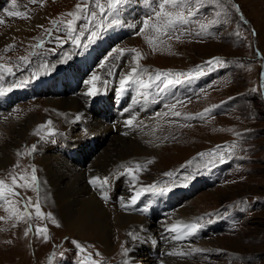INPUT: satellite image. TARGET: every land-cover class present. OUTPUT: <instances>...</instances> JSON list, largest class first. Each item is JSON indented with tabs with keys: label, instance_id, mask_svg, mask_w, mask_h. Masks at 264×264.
Masks as SVG:
<instances>
[{
	"label": "rangeland",
	"instance_id": "1",
	"mask_svg": "<svg viewBox=\"0 0 264 264\" xmlns=\"http://www.w3.org/2000/svg\"><path fill=\"white\" fill-rule=\"evenodd\" d=\"M263 1L182 0L178 10L189 22L177 24L170 30L172 38L163 37L165 43L154 50L146 39L152 34V29H146L144 24L146 21L155 22L154 13L159 10L160 0H126L118 11L111 14L107 11L101 13L96 6L99 2L107 9L108 0H37L36 3L32 0H0V21H3L0 23V66L12 70L7 72L0 68V125L4 128L0 129L4 139L1 145L16 142V132L6 125L27 108L25 114L31 113L30 119L34 117L31 121L29 119L30 128L37 124L47 125L50 118L53 121L50 128L45 127L39 135L36 131L33 143L29 144L26 138L22 140L21 149H31L43 142L45 146L40 156L46 152H58L64 158L72 155L74 163L84 166L104 153L114 154L115 139L112 137L104 139L87 133L82 144L75 147L76 142L72 139H60L56 134L57 130L64 133L71 125L78 126L80 135L87 132L83 120L74 118L67 123L66 119L74 115L72 96L84 95L83 90L88 89L87 81L92 79L90 71L97 66L99 80L94 83L98 92L89 103L97 118L116 125L113 123L121 117L131 130L125 136L138 139L144 145L153 141L150 134L156 128L153 122L170 121L175 112L180 113L177 117L181 123L190 125L191 129L189 142L180 143L173 156L157 162L159 166L157 163L153 165L157 159H152L148 165L150 169L135 171V180L128 173L127 163L118 166L109 176L116 173L119 176L110 178L114 183L109 181L103 188L109 196L106 202L115 205L114 195L129 186L131 180L150 182V186L155 185L163 191L145 193L137 203L139 217L157 228L172 220L200 225L194 234H186L182 239L185 240L181 251L184 255H173L172 262L159 264H264ZM77 4H87L88 9L76 19V31L70 32L66 21L73 17L67 14L75 13ZM13 11L25 12L29 18L8 15ZM190 11L195 14L189 15ZM90 12H95L96 17L93 18ZM113 20L118 22L113 23ZM53 21L65 23L53 24ZM19 25H31L32 29L40 27L39 33L32 36L31 31L27 34L14 32ZM92 32L96 33L95 37ZM26 36L29 40L23 41ZM132 49L141 53L138 65ZM25 57L26 60L22 59ZM216 57L223 63L206 64ZM197 66L202 67L204 74L193 73L192 77L175 75L192 72ZM134 67L137 68L136 75L150 86L130 84L124 89V96L139 91L146 98L144 110L135 108L131 111L129 98L122 105L115 103L111 93ZM40 68L45 70L40 72ZM157 71L173 75H161L157 81ZM168 79H178L180 83H173L161 91ZM62 98H67L68 102H52ZM40 108L45 109L44 116L35 112ZM206 109L210 111L206 112ZM130 120L131 125L128 123ZM214 122L215 130L219 132L210 134ZM50 130L55 134L48 135ZM120 135L124 136V133ZM161 141H153L158 146L155 152L164 144ZM125 149L128 153L132 147ZM209 153L216 155L210 156ZM21 161V167L13 164L3 167L0 179L11 183V176L22 170L31 180L30 173L23 168L27 164L26 159L23 157ZM117 179L120 180L117 181L120 188L114 189ZM160 193L170 195L163 206L155 203L160 199ZM49 207L53 209L52 205ZM17 208L25 211L24 205ZM26 211L30 212V207ZM5 216L6 212L1 207L0 217H4L0 219L1 226H4ZM28 217L25 215L24 220L12 217L11 220L14 228L17 227L15 234L27 241L26 251L29 243L25 228ZM57 222L52 224V228L60 231L58 237L68 238V246L58 249V255L52 259L54 264H85L84 258L88 253L97 264H105L101 259L104 251L100 245L88 243L75 234L72 236L71 232L61 229L59 220ZM9 231L15 230L10 227ZM53 232H48L49 238L54 236ZM77 243L86 251L82 253ZM157 246V240H151L144 251L146 257L152 254L158 262L162 258L156 251ZM26 253L29 259L26 258V264H30V259L35 263L36 259L29 257L28 251ZM120 264H126L124 257Z\"/></svg>",
	"mask_w": 264,
	"mask_h": 264
},
{
	"label": "bare ground",
	"instance_id": "2",
	"mask_svg": "<svg viewBox=\"0 0 264 264\" xmlns=\"http://www.w3.org/2000/svg\"><path fill=\"white\" fill-rule=\"evenodd\" d=\"M262 3L264 4V1ZM30 26L31 25H19L16 30H12L14 32L20 31L23 34H27L29 31H31L32 34H30L32 36H35V34L37 35L39 33L38 31L40 27L32 29ZM28 40L29 39L26 36V39L23 41ZM44 68H40L39 71L41 72L45 70ZM98 74L99 72L97 71L96 66L90 71L89 75L93 77L94 75L97 76ZM118 84L119 87L116 90L114 89L111 91L115 97V103H120L122 105L125 101H127V98H129L131 104L129 109L131 111L135 108L144 110V107L147 104L146 98L141 96L139 91H135L130 96L125 97L124 90H121L120 87V81ZM129 85H127L125 88L129 87ZM91 87L92 85L90 84L86 86L88 89L83 90V96H72L73 100H71V103L73 104L74 115L69 116L66 119L67 123L71 122L70 119L74 118L83 120L87 132L80 135L79 132H77L78 126L71 125L66 129V131H64V133L61 134L60 131L57 130L56 134L58 133L57 136L60 139L61 137L67 138L68 141L72 139L74 143L76 142L75 147H79L82 144L84 141V136L87 133H90L94 136H103L104 139L107 137H112L115 139L113 146V150H115L114 154L101 153V156L96 158L88 165L84 166L80 163H74L72 155H69L71 158H64L58 152H46L40 156L39 153L45 146L43 145V142H41L36 144V150L32 152L31 155H18L19 153H27L29 150H31L28 147L21 149L19 145L25 138L28 140L29 144L33 143L36 139L35 133L40 128V125L38 124V126L36 125L34 128H30L31 124H29V115L31 113L29 115L25 114L27 113V108L21 114H17V116L13 117L12 121L6 125L13 127V130L16 132V142L7 146L1 145V143H4V139L3 135L0 134V170L3 169V167L5 168L7 165L9 166L11 164L21 167V165H23L21 161L23 157L27 161V164H24L23 166L25 171H28V173L31 175L33 166L35 168V175L37 177L36 184L32 187H16L15 191L19 195L9 196V199L17 202L16 207H21L22 205H25V203L29 201L31 202L29 207L30 213L32 215L28 217L25 228L27 230L28 236L26 237L27 240H29L27 251L29 257L35 258L36 262H33L34 259H30L31 262H29L30 264H54L52 259L59 252L58 249L62 247L67 248L68 238L58 237L60 236V231L57 230V228H52V224L58 223L57 221L59 220L62 224V230L71 232L72 236L75 234L79 237V239L85 240L88 243L90 242L100 245L101 250L104 251V255L101 256V259L105 261V264H120L123 257L125 258L126 264H159L160 262L170 263L172 262L171 257L173 256L171 253L181 252L184 249L185 240L183 241L182 239H185L187 235L186 232L173 233L170 232L169 229L173 225H184L189 223H178L177 220H172L169 223L162 224L161 228H157L151 226L149 221L147 222L144 218L138 216L137 203L148 191L145 192L134 205L131 203L132 197L135 195L136 191H139L141 187L147 188L150 186V182L147 184L146 182L138 183L137 181H129V186L123 187V189L118 192V194L114 195L116 199L115 205L106 202L104 196L106 194L107 199L109 196L108 192L103 191V188L108 186L107 183L109 181H112L110 178L113 177V179H115L114 177L119 176V173H116L112 177L109 175L115 173V170L119 168L118 166H122L124 163H127L129 167L139 164L141 165L140 169L147 170L150 169L148 165L152 163V159H157V161L153 164L155 165L160 160L173 156L176 153V148H179L180 143L182 144L184 142H189V133L191 131L190 125L181 123V119H179L176 115H173L174 118L170 121L155 120L153 125H155L156 128L153 129L152 133H150L152 134V140H162L164 142V144L160 146V149L155 152V147L157 148L158 146L155 145L153 141H149L144 145L138 139H129L125 136L131 130L128 126H125L126 122H124L121 117L116 119V122L113 123L116 125H110L105 123L104 120L97 118V116L91 112L89 103H91L95 98V96L87 95ZM66 101L67 98H62L59 100L56 99L52 102L62 103ZM139 102L141 105H139ZM35 112L39 116L45 115L44 108H40L37 111L35 110ZM32 119H30V121ZM50 120H52V118H50ZM217 127L220 128V125H217ZM0 129L4 128L0 125ZM210 129H212L210 130V134H216L219 132L215 130V122L212 123ZM119 132L124 133V136L120 135ZM128 147H132V149L128 153H125V148ZM143 153L148 154V156H143ZM130 156L134 157L131 158ZM157 165L159 166L158 163ZM21 175L26 177L25 172L22 170H18V172L15 173V176H17V183L24 185L25 181L19 179V176ZM41 177L42 182L40 181ZM97 177L100 178V181H98L97 184H92L91 181ZM181 178H184V176ZM105 179L108 182L101 186L102 181ZM117 181L118 179L116 180V185L113 186L114 189L120 188L117 187V183L120 180L118 182ZM27 182L31 183V180L27 179ZM169 198V194L160 193V199H156L158 201H155V203L163 206ZM36 202H39L40 209L45 214L43 217L36 215L34 207ZM49 205L53 206L52 210L50 209ZM1 207L2 210H5L8 205L3 200H0V208ZM5 212L6 220L2 224L4 226L0 225V264L3 262H5V264H26L25 260L28 259L26 253L27 241L23 237L21 238L15 234L17 227L14 228L13 222L11 223L12 217L10 216L9 212L6 210ZM48 213H51V218L47 216ZM53 216H55V219ZM53 219L55 220V223H53ZM10 227L15 231H9ZM38 227H46L47 233L41 232L37 234L36 229ZM30 228L31 231H29ZM248 230L250 231V229ZM49 231H54V236L49 238L47 235ZM176 235H181V238L175 239L174 237ZM151 240H157L158 243L156 251L162 258L158 262L155 260V258H152V254L151 256L146 257V253L144 251L149 246V241ZM65 241L67 245H65ZM185 246L188 245L186 244ZM149 252L150 251H148V253Z\"/></svg>",
	"mask_w": 264,
	"mask_h": 264
},
{
	"label": "snow or ice",
	"instance_id": "3",
	"mask_svg": "<svg viewBox=\"0 0 264 264\" xmlns=\"http://www.w3.org/2000/svg\"><path fill=\"white\" fill-rule=\"evenodd\" d=\"M33 3H36L37 0H32ZM126 3V0H108L107 3V9L105 8L104 5H101L99 2H97V8H99L101 13H105L106 11L111 14V13H115L116 11H118V8L121 4ZM182 3V0H160L159 4H158V11H155V22H149L146 21L144 24V27L146 29H152V34L146 36V39L148 40V42L153 46L154 50L158 48V46L160 44H164L165 41L162 39L163 37H168L169 39L172 38V36L170 35V30L173 29L177 24H187L189 21L186 18V16L184 15V13L182 11H179L178 9L180 8V5ZM76 9L77 11L75 13H68L67 15L70 17H73V19H69L66 21L67 24V28L69 29L70 32H75L76 28H75V21L76 19L80 18V13L84 12L85 10L88 9V5L84 4H77L76 5ZM194 12H189V15H194ZM8 15L10 16H14V17H21V18H29L27 13L25 12H20V11H13V12H9ZM90 15L95 18L96 17V13L95 12H90ZM118 21L113 20V23H117ZM0 23H3V21H0ZM65 23L64 21H53V24H62ZM204 26H202L203 28ZM91 35L93 37L96 36L95 32H92ZM197 35H199V33H197ZM176 39H179V36L175 37ZM77 43H79V41H77ZM121 52L123 50H120ZM131 51L135 52L136 54V59H137V65H138V61L141 58V53L138 52L135 49H132ZM22 59H27L22 58ZM223 61L220 60L219 57L213 58V60L211 61H207L206 64L208 65H213V64H222ZM46 67V66H45ZM0 68H2L4 71L7 72H11V68H6L4 66H0ZM137 73V68H132L131 72L129 74H126L124 78H122L120 80V87L121 90H124L125 87L129 84H133V83H141L144 84V82L140 79L139 76L136 75ZM193 73H196L198 75H202L203 73V69L201 66H197L196 69H194L192 72L189 73H176V76H186V77H192ZM161 75L163 76H172L173 74L170 72H165V73H160L159 71H157L156 75H155V79L157 81H159L161 79ZM99 80L98 76H93L91 80L87 81L88 84L92 85L90 91L87 93V95L89 96H95L97 95L98 89L96 88L95 85V81ZM173 83H180V81L177 80H173V79H168L166 81V83L163 84V88L161 89V91H163L164 89L168 88L170 85H172ZM145 87H148L150 85L148 84H144ZM210 111V110H205ZM174 115L176 116H180L179 112H175ZM129 125L132 124V121H128ZM52 125V121L49 120L47 122V125H40V128L37 131V135L40 134V131L43 130L45 127H49ZM55 131L54 130H50L48 135H54ZM44 139H47V136L43 137ZM232 147H235V145H233ZM36 150V146L33 145L31 150H29L27 153H21V155L27 154V155H31L32 152H34ZM203 155V154H201ZM210 156H215L216 153H209ZM221 158H223L221 156ZM141 165L137 164L135 166V169H133L132 167L128 168V173L132 174L133 180L136 179L135 176V171L140 170ZM168 175H171V173H169ZM20 180L25 181L24 185H20L17 183V176L13 175L11 176V183L6 182L3 179H0V200H3L8 207L5 209L6 211L9 212L11 217H17L20 220H24L25 215L27 216H31L32 214L30 212H27V208L29 207V205L31 204V202H27L24 205L25 211L21 212L17 207H16V201H13L11 199H9V196H17L19 195L16 191L15 188L16 187H21V186H27V187H32L33 185L36 184L37 182V177L35 175V168L33 166V170H32V174H31V183L27 182V179L25 176L21 175L19 176ZM100 181V178H94L91 183L92 184H97V182ZM108 181L105 179L104 181H102L101 186H103V184H106ZM147 191H163V189H157L155 185H151L148 186L147 188L145 187H141L139 189V191L135 192V195L132 197L131 203L134 205L136 204V202L139 200V198ZM105 199H107V195L105 194L104 196ZM35 212L37 216H41L43 217L45 214L41 211L40 209V205L39 202H36L35 205ZM126 207V205H125ZM47 216L49 218H51V213H48ZM0 219H4V217H0ZM53 223H55V220L53 219ZM200 227V225L198 223H191V224H184V225H173L169 231L173 232V233H180V232H186V234L191 235L194 234L198 228ZM29 231H31V228L29 229ZM37 234L43 232V233H47V228H37L36 229ZM175 239H180L181 235H176L174 237ZM76 243V242H74ZM78 248H80V251L83 253L86 250L81 247L78 243L76 245ZM192 251H201L200 249H193ZM172 255H184L185 253L183 252H174L171 253ZM97 255H99V253H97ZM85 259V264H88V262H91V264H97L96 261L93 260L92 254L88 253V255L84 258Z\"/></svg>",
	"mask_w": 264,
	"mask_h": 264
}]
</instances>
